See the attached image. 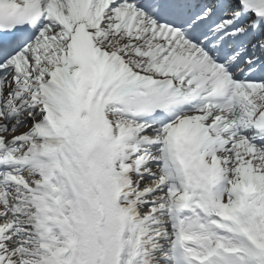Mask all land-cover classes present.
<instances>
[{
    "label": "snow or ice",
    "instance_id": "1",
    "mask_svg": "<svg viewBox=\"0 0 264 264\" xmlns=\"http://www.w3.org/2000/svg\"><path fill=\"white\" fill-rule=\"evenodd\" d=\"M0 264H264V0H0Z\"/></svg>",
    "mask_w": 264,
    "mask_h": 264
}]
</instances>
